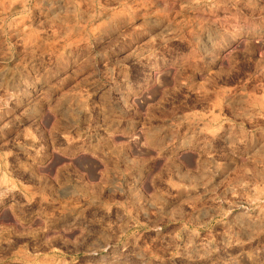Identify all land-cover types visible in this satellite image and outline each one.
I'll list each match as a JSON object with an SVG mask.
<instances>
[{
	"label": "rangeland",
	"instance_id": "374dc122",
	"mask_svg": "<svg viewBox=\"0 0 264 264\" xmlns=\"http://www.w3.org/2000/svg\"><path fill=\"white\" fill-rule=\"evenodd\" d=\"M0 264H264V0H0Z\"/></svg>",
	"mask_w": 264,
	"mask_h": 264
},
{
	"label": "bare ground",
	"instance_id": "6f19581e",
	"mask_svg": "<svg viewBox=\"0 0 264 264\" xmlns=\"http://www.w3.org/2000/svg\"><path fill=\"white\" fill-rule=\"evenodd\" d=\"M10 2H11V1H10ZM56 2H57V1H56ZM66 3H67V2H66ZM5 5L8 6L9 4H6V3H5ZM63 5H64V4H63ZM63 5H62V6H63ZM9 6H11V5H9ZM56 6H57V5H56ZM63 18H64V17H63ZM54 19H55V18H54ZM55 20H56V19H55ZM59 20H60V19H59ZM56 21H57V20H56ZM17 28H18V27H17ZM20 29H21V28H20ZM22 31H23V30H22ZM26 31H27V30H26ZM26 31H25V32H26ZM168 31H169V29H168ZM170 31H172V30H170ZM21 33H22V32H21ZM18 34L20 35V33H18ZM25 34H26V33H25ZM197 34H198V33H197ZM199 34H200V33H199ZM26 36H27V35H26ZM19 37H20V36H19ZM24 37H25V36H24ZM199 37H201V35H199ZM29 38H30V37H29ZM32 39H33V38H32ZM28 40H29V39H28ZM25 41H26V40H25ZM198 41H199V40H198ZM28 42H29V41H28ZM30 42H32V40H30ZM148 42H149V41H148ZM200 42H201V41H200ZM200 42H199V43H200ZM147 44H148V43H147ZM144 45H145V43H144ZM146 46H147V45H146ZM196 46H197V45H196ZM23 47H24V46H23ZM26 47H27V46H26ZM198 48H199V47H198ZM25 50H26V49H25ZM147 50H148V49H147ZM148 51H149V50H148ZM133 53H134V52H133ZM144 53H145V47H141V46H139L138 49H136V51H135L134 54H135V55H138V56H144ZM147 56H148V54H147ZM24 87H25V86H24ZM82 111H83V110H82ZM82 111H81V112H82ZM5 126H6V125H5ZM252 201H253V200H252ZM248 203H249V202H248Z\"/></svg>",
	"mask_w": 264,
	"mask_h": 264
}]
</instances>
